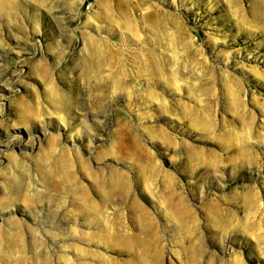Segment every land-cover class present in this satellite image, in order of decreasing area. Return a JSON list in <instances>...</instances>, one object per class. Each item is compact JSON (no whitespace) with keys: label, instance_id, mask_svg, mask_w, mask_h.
Here are the masks:
<instances>
[{"label":"rangeland","instance_id":"374dc122","mask_svg":"<svg viewBox=\"0 0 264 264\" xmlns=\"http://www.w3.org/2000/svg\"><path fill=\"white\" fill-rule=\"evenodd\" d=\"M263 28L254 0H5L0 264H264Z\"/></svg>","mask_w":264,"mask_h":264},{"label":"bare ground","instance_id":"6f19581e","mask_svg":"<svg viewBox=\"0 0 264 264\" xmlns=\"http://www.w3.org/2000/svg\"><path fill=\"white\" fill-rule=\"evenodd\" d=\"M254 3H255L256 11L261 16L262 24L264 25V0H254ZM4 6H5V0H0V8H4Z\"/></svg>","mask_w":264,"mask_h":264}]
</instances>
